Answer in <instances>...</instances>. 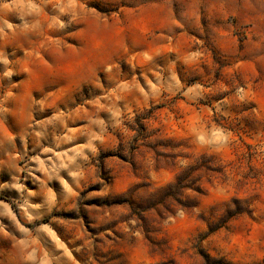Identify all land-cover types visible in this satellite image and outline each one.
<instances>
[{
  "label": "rangeland",
  "instance_id": "374dc122",
  "mask_svg": "<svg viewBox=\"0 0 264 264\" xmlns=\"http://www.w3.org/2000/svg\"><path fill=\"white\" fill-rule=\"evenodd\" d=\"M0 264H264V0H0Z\"/></svg>",
  "mask_w": 264,
  "mask_h": 264
}]
</instances>
